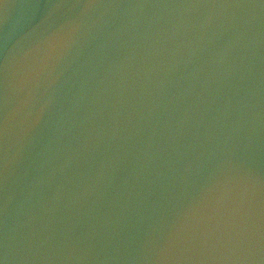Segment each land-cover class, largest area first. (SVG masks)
I'll return each instance as SVG.
<instances>
[{
    "label": "water",
    "instance_id": "obj_1",
    "mask_svg": "<svg viewBox=\"0 0 264 264\" xmlns=\"http://www.w3.org/2000/svg\"><path fill=\"white\" fill-rule=\"evenodd\" d=\"M5 64L7 264H264L227 237L177 243L226 225L225 180L246 190L255 242L260 0H0V116Z\"/></svg>",
    "mask_w": 264,
    "mask_h": 264
},
{
    "label": "clouds",
    "instance_id": "obj_2",
    "mask_svg": "<svg viewBox=\"0 0 264 264\" xmlns=\"http://www.w3.org/2000/svg\"><path fill=\"white\" fill-rule=\"evenodd\" d=\"M9 101V82L7 77V64H6V81H5V91H4V119H5V136L7 135V129L9 124L10 116L15 112V108L9 110L8 107ZM47 101H45L46 103ZM29 103L28 99H24L20 101L21 105L26 106ZM41 109L43 108V104H41ZM228 219V222L225 226H216L213 228H209L202 232L199 237H191L189 239V243H202L206 244L213 240L220 241L227 237L228 243L232 244L234 248L239 249L245 243L249 245V248L261 256H264V224L259 223L261 217V210L259 213L260 219L257 221L253 228L255 229V242L251 240L248 228V222L245 221L244 217L250 215L245 209L241 210L239 214H234L232 210H228L225 212ZM243 214V215H242ZM7 259V253H6Z\"/></svg>",
    "mask_w": 264,
    "mask_h": 264
},
{
    "label": "snow or ice",
    "instance_id": "obj_3",
    "mask_svg": "<svg viewBox=\"0 0 264 264\" xmlns=\"http://www.w3.org/2000/svg\"><path fill=\"white\" fill-rule=\"evenodd\" d=\"M261 4H264V0H260ZM85 7L91 6L90 3H85ZM3 73V93L5 91V81H6V64L3 66L2 69ZM5 136V119L4 114L3 116H0V137ZM7 164L6 160L0 163V171L6 170ZM245 196H246V190L241 189L237 193V191L234 189L233 185L225 180L222 182V189L219 195L218 199V210H223V212H226L228 210H232L234 214H239L241 210H243V205L245 203ZM6 206V205H4ZM261 217L262 221H264V199L261 201ZM205 230H201L199 228H194L190 233L184 234L182 237L177 239V243L183 242L189 243V239L193 236L199 237L202 232ZM0 264H7L6 259V250L3 249L2 246H0Z\"/></svg>",
    "mask_w": 264,
    "mask_h": 264
}]
</instances>
